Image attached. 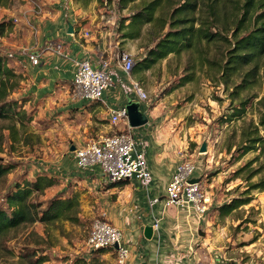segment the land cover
<instances>
[{"label":"rangeland","instance_id":"rangeland-1","mask_svg":"<svg viewBox=\"0 0 264 264\" xmlns=\"http://www.w3.org/2000/svg\"><path fill=\"white\" fill-rule=\"evenodd\" d=\"M114 3L116 6V1L106 0L103 4L113 9ZM15 4L11 0L7 6L0 7V23L15 22L11 15ZM116 7L117 21L113 25L115 43L109 48L114 53H131L137 63L147 56L153 44L146 37L130 41L129 44H116L118 38H121L119 27L122 19L132 13V10L125 13L120 11L118 3ZM15 33L14 29L6 31L4 36H0V45L14 44ZM202 50L200 53H184L181 57L171 55L145 73L119 75L116 87L106 92L104 100L113 108L120 106L128 96L140 101L141 111L148 115L151 125L133 129L137 141L151 138L158 143L162 142L163 146L179 151V164L186 159L192 161L198 170L201 168L198 176L203 179V188L209 199L208 213L204 217L190 213L187 215L180 210V213L175 214L187 215L198 221L199 227H193L192 232L195 240L205 243L201 252L205 250L216 264H264V191L253 189L256 184H264V157L260 156L259 150L243 155L249 143L242 134L245 129L254 131L253 126L259 125V118L264 113L263 105L257 106V102L264 97V66L258 85L241 93L239 99H231L232 87L226 89L220 84L216 78L217 73L212 70L218 69L224 55L215 46L203 45ZM108 53L109 50L103 54L108 57ZM0 54H4L1 48ZM9 58L14 60L12 53ZM191 72H196L194 82L179 87L180 78ZM134 82L142 86L147 99L141 100L135 94ZM71 87L69 83L67 90ZM65 92H60L55 99L57 104L54 110V102L47 104L42 101L35 108L33 103H26L27 112L34 113V121L28 127L29 144L26 141L12 142L7 128L14 123L0 120V165L15 167L0 180V206L17 183L35 180L38 174L45 173L59 178L60 184L47 190L44 196L36 197L35 201L47 204L61 191L67 190L71 194L77 192L81 201L80 223L65 222L51 228L35 224L10 232L0 243V264H30V260L35 262L38 258H46L48 261L44 264H71L76 257H89L93 251L88 246L93 222L99 218L109 220L112 217L123 220V209L119 211L123 204L125 209H130L128 211L133 218H140L141 224L148 222L141 214L147 212L143 206H136L135 210L133 202H128L131 199L128 191L123 188L108 189L112 182L98 168H76L74 152H71L73 146L82 147V143L75 145L72 141L81 132L83 138L96 137L97 134L112 135L125 129L123 123L111 126L107 106L90 109L87 107L89 104H85L81 107L84 113H79L80 109L72 108L75 103L67 101L68 95ZM23 99L19 91L13 93L8 101L20 103ZM243 101H250L244 117L228 120L234 110L241 108ZM60 104H71V111H68L71 128L49 120L62 115L55 114L62 107ZM79 127L81 129L78 131ZM144 129L147 130L145 133L140 132ZM205 142L208 144V152L201 154L200 148ZM157 151L161 152L162 148ZM160 185L162 187L163 182ZM135 187L136 192H141L139 185ZM143 191L145 196L146 191ZM165 192L161 190L162 198ZM235 199H249L250 203L223 216L220 209ZM158 217L163 218L162 215ZM200 232L205 235L201 236ZM115 257L114 251L110 250L101 256L107 264H116Z\"/></svg>","mask_w":264,"mask_h":264},{"label":"trees","instance_id":"trees-1","mask_svg":"<svg viewBox=\"0 0 264 264\" xmlns=\"http://www.w3.org/2000/svg\"><path fill=\"white\" fill-rule=\"evenodd\" d=\"M10 2L0 0V7ZM118 9L132 10L131 15L123 18L120 24L121 39L136 41L146 37L153 44L147 56L136 63L132 71L134 75L151 70L171 55L181 57L184 53H200L205 45L215 46L224 55L218 69L212 70L217 73L220 84L226 89L232 87L231 99H239L241 93L258 85L264 66V0H119ZM15 25L13 20L0 23V36L14 29ZM9 60V56L0 54V120L14 123L7 128L12 142L26 141L29 144L28 127L34 121V113L27 112L25 98L20 103L8 101L13 93H18L25 80L23 74H18L14 67L9 66ZM195 77L196 72L183 76L179 80V87L194 82ZM95 103L105 107L101 102ZM249 104L250 101L241 102V108L234 110L227 119H242ZM259 105L264 107V97L257 102ZM258 124L253 126L254 131L245 129L242 132L249 143L243 155L259 150L260 156L264 157V113ZM14 168L13 165H0V180ZM59 184V178L45 173L38 174L35 180L17 183L0 206V243L10 232L22 227L40 224L51 228L65 222L79 224L81 201L77 192L61 191L47 204L35 201L36 197L44 196L47 190ZM128 184L111 183L108 189ZM253 189L264 191V184H256ZM249 203V199H235L220 211L227 216ZM108 250L113 251H92L89 257H76L71 264H107L101 256ZM47 261L46 258H38L35 262L30 260V264H44Z\"/></svg>","mask_w":264,"mask_h":264},{"label":"crops","instance_id":"crops-1","mask_svg":"<svg viewBox=\"0 0 264 264\" xmlns=\"http://www.w3.org/2000/svg\"><path fill=\"white\" fill-rule=\"evenodd\" d=\"M104 1L106 3V0H14L16 4L11 15L16 22L14 27L16 40L14 44H3L0 48L4 50L3 55L13 54L14 60H9V66L14 67L16 72L23 74L25 78L19 91L27 99V104L33 103L35 108L42 101L47 104L54 102V110L57 96L60 92L67 90L69 83L72 85L76 60L90 59L94 67H99L101 59H113L116 53L109 47L115 43L113 25L117 21L116 6L119 0H114L116 6L114 3L113 9L111 6L106 7L103 4ZM128 10L130 9L122 12L125 13ZM69 25L73 26V33H69ZM118 39L116 44H129L130 42ZM56 50H59L60 54ZM108 50L109 56L105 57L103 53ZM30 55L40 57L38 66L30 62ZM112 73L115 81L113 88H115L116 78L126 74L115 63L112 64ZM72 89L73 85L67 93L65 92V95H68H66L67 101L75 103L72 108L80 109L79 113H84V108L81 107L85 104H89L87 107L90 109L103 108L97 106V103L95 105L94 102L73 100ZM132 101L136 99L128 96L116 108L109 107L105 100L102 104L107 106L110 112L111 109L126 106ZM60 105L62 107L55 111V114L62 115L49 118V120L53 123L65 124L69 128L68 119L71 116L68 111H71V104ZM46 116L48 117V114ZM122 123L126 129V124ZM150 125L151 123L148 127ZM80 129L81 127L78 131ZM145 131L147 130L140 132L145 133ZM132 133H134L133 129ZM102 135L83 138L81 132L72 141L75 145L82 143L80 146H83L97 140ZM83 140L86 142L83 143ZM137 145L147 158L153 177L152 181L147 189L139 182H131L121 188L129 192L131 199H128V202H133L135 210L136 206H143V209L147 211L146 214H141L148 222L141 224L140 218L137 216L133 218L132 213L128 211L130 209H125L124 204L120 206L121 208L119 207V211L123 209V220L109 218V221L123 232L124 240L130 247V264H216L205 250L201 252L200 249L201 247L204 249L205 243L193 238V227L199 225L196 219L188 217L189 213L186 212V216H176V213H180L177 209L164 210L162 201L152 208L148 200V196L151 199L162 200L161 190H166L179 165L181 159L179 151L163 146L162 142L158 143L151 138L143 142L137 141ZM158 147L162 148L161 152L157 151ZM160 182L164 184L162 187ZM135 185H139L141 192H136ZM143 189L146 191L145 196ZM153 215L163 216L161 233L160 237L155 235L152 240H148L144 236V229L152 226Z\"/></svg>","mask_w":264,"mask_h":264},{"label":"built area","instance_id":"built-area-1","mask_svg":"<svg viewBox=\"0 0 264 264\" xmlns=\"http://www.w3.org/2000/svg\"><path fill=\"white\" fill-rule=\"evenodd\" d=\"M51 48V47H50ZM60 54L59 50H56ZM34 66L40 64L38 55H30ZM129 76L135 65V59L127 51H118L113 59L103 58L99 67H94L90 59H79L74 62L72 80V98L75 101L104 103L105 93L114 87L112 64ZM135 94L141 100L147 99L142 86L134 82ZM124 122L126 129L112 135H102L74 151L75 167L79 170L100 169L101 173L112 183L139 182L146 189L152 181V173L145 154L139 149L135 136L129 125L127 106L111 109L109 123L117 126ZM201 168L192 161L184 159L176 168L162 200L149 198L153 208L159 202L164 203V210H177L204 217L208 213L209 199L203 188V179L198 176ZM192 180H199L191 183ZM162 219L153 215L152 227L154 236L160 237ZM118 245V249L115 246ZM88 246L93 250L111 249L115 254L116 264H130L131 250L124 240L123 232L106 218L96 219L91 227Z\"/></svg>","mask_w":264,"mask_h":264},{"label":"water","instance_id":"water-1","mask_svg":"<svg viewBox=\"0 0 264 264\" xmlns=\"http://www.w3.org/2000/svg\"><path fill=\"white\" fill-rule=\"evenodd\" d=\"M74 29L72 25H69V33H73ZM128 114H129V125L131 129H137L144 127L149 124V117L147 114L141 111V102L140 101H132L127 106ZM76 147L71 148V152H74ZM208 152V144L207 142L203 143L200 148L201 154H206ZM199 180H192L191 183L198 182ZM201 236L205 234L203 232L199 233ZM144 236L148 240H152L154 237V230L152 226H148L144 229ZM118 249V245L115 246Z\"/></svg>","mask_w":264,"mask_h":264}]
</instances>
